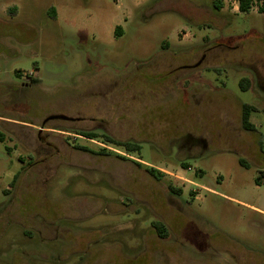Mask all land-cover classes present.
<instances>
[{
  "label": "rangeland",
  "instance_id": "rangeland-1",
  "mask_svg": "<svg viewBox=\"0 0 264 264\" xmlns=\"http://www.w3.org/2000/svg\"><path fill=\"white\" fill-rule=\"evenodd\" d=\"M221 1L0 0V264H264L263 1Z\"/></svg>",
  "mask_w": 264,
  "mask_h": 264
},
{
  "label": "trees",
  "instance_id": "trees-1",
  "mask_svg": "<svg viewBox=\"0 0 264 264\" xmlns=\"http://www.w3.org/2000/svg\"><path fill=\"white\" fill-rule=\"evenodd\" d=\"M261 1H263L262 11H264V0H261ZM215 3H216V6H221L222 1L216 0ZM252 3H253V0H239V9L241 11H249ZM52 14H53V16L56 15L54 8H52ZM115 32L117 34H122V26L121 25L116 26ZM249 83H250V81L247 78H244L240 81V84L243 86L244 90L249 89V86H248ZM256 109H257L256 106H254L253 104H249V103L243 104V107H242V124H243V127L247 130H255V124L252 121V113H253V111H256ZM79 133H81V134H83L89 138H96L99 136L96 132L91 131V130H81V132H79ZM105 140L108 142H112L114 144H117V145L124 146V148L128 152H141V150H142V145L136 141L117 140L108 134H105ZM76 147L79 149L88 150L90 152H95V153L107 152L106 150H101V151L97 152V151H95V150H93L90 147L85 146V145H77ZM240 162L245 166H249V162L245 158H240ZM148 169L154 176H156L159 179L163 176V173L153 166L149 167ZM170 188L172 190H175L178 193L181 192L180 188H175L172 184H170ZM154 225L157 228V230L159 231L161 236L167 237L169 235V230L162 221L156 220V221H154Z\"/></svg>",
  "mask_w": 264,
  "mask_h": 264
},
{
  "label": "flooded vegetation",
  "instance_id": "flooded-vegetation-1",
  "mask_svg": "<svg viewBox=\"0 0 264 264\" xmlns=\"http://www.w3.org/2000/svg\"><path fill=\"white\" fill-rule=\"evenodd\" d=\"M203 61H204V56H202L201 58L199 59H195V58H191V59H188L185 61V64L182 65L181 67L183 68H186V69H195L197 67H200L202 66L203 64ZM247 102H244L243 104H246ZM251 104V103H249ZM185 134V136H182L180 139L178 140H182V145L183 146H186V148L188 149H192L191 146H196L197 144H200V140L201 139H197V138H194L191 134ZM132 140V139H130ZM262 148V146H261ZM263 150V149H262ZM156 221V220H155ZM158 221H162V220H158ZM164 223V221H162ZM51 223V224H50ZM42 225H44V227H39L37 230H38V235L41 236V238L46 241V242H50L52 240V238L50 236H47V234H44L43 235V232H48V229L49 227L52 225V221H45V222H41ZM165 224V223H164ZM153 226L155 227L154 225V221H153ZM165 226L167 227V225L165 224ZM168 228V227H167ZM156 229V232L157 234L160 236V237H163L160 235L159 231L157 230V228L155 227ZM169 230V228H168ZM236 262V261H235ZM217 264H228V263H225L223 260H219L217 262ZM238 264H242L240 261H238Z\"/></svg>",
  "mask_w": 264,
  "mask_h": 264
},
{
  "label": "crops",
  "instance_id": "crops-1",
  "mask_svg": "<svg viewBox=\"0 0 264 264\" xmlns=\"http://www.w3.org/2000/svg\"><path fill=\"white\" fill-rule=\"evenodd\" d=\"M55 12H56V10H55ZM57 13H58V12H57ZM57 13H56V15H57ZM118 25H121V24H117L116 26H118ZM121 26H122V25H121ZM115 28H116V27H115ZM115 30H116V29H115ZM235 200H236V201H239V202H241V203H244V202H242V201H240V200H238V199H235ZM244 204L247 205L248 207L254 209V210H257V211H260V212L264 213V209L261 208V207H259V206H257V205L250 204V203H247V202H245Z\"/></svg>",
  "mask_w": 264,
  "mask_h": 264
}]
</instances>
